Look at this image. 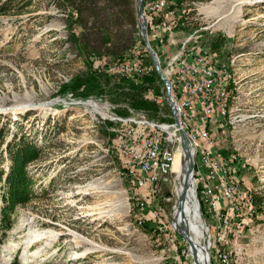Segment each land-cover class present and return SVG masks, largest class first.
I'll list each match as a JSON object with an SVG mask.
<instances>
[{
	"label": "rangeland",
	"instance_id": "374dc122",
	"mask_svg": "<svg viewBox=\"0 0 264 264\" xmlns=\"http://www.w3.org/2000/svg\"><path fill=\"white\" fill-rule=\"evenodd\" d=\"M7 1L0 0V7ZM138 3L115 7L111 0H14L7 14L0 13V126H6L8 141L16 127H24L44 154L29 167L38 179V197L18 208L0 244V264H196L187 238L172 226L177 174L169 172L158 184L145 182L133 162L144 148L136 137H128L143 129L117 120L123 118L119 108L129 109L118 93L135 84L159 112L150 119L144 111L129 109L132 118L145 114L151 122L173 121L166 83L140 28L147 18L139 22ZM175 20L168 32L153 33L147 24L160 68L186 41L192 57L210 50L227 64L230 112L225 119L216 112L207 126L214 148L243 187L244 199L235 203L238 210L227 229L228 249L232 264H264V0H185ZM162 21L157 18L153 25ZM70 28L87 46L92 69L69 42ZM216 40L223 41L218 49ZM135 60L153 71L125 77L123 66ZM88 74L93 80L88 98L60 95L62 85ZM194 165L207 229L205 240L197 238L208 246L211 264H218L217 221L201 203L196 175L207 170L198 159ZM227 206L223 202L221 211L226 213ZM158 208L164 232L152 218Z\"/></svg>",
	"mask_w": 264,
	"mask_h": 264
},
{
	"label": "built area",
	"instance_id": "2783aa9c",
	"mask_svg": "<svg viewBox=\"0 0 264 264\" xmlns=\"http://www.w3.org/2000/svg\"><path fill=\"white\" fill-rule=\"evenodd\" d=\"M144 10L151 32L154 33L158 29L168 32L174 27L176 11L169 9V0H147ZM157 18L163 21L153 25V21ZM187 45V41L184 42L177 54L171 57L170 62L160 68L161 78L169 82L168 85L165 84V93L171 99L173 121L159 124L149 121L145 114H137V119L129 116L117 120L143 129L141 133L132 130L128 137L131 139L136 137L135 142L140 141L144 148L141 153L136 152L133 155V162H137L140 172L146 175L145 182L153 185L158 184L161 178L166 179L167 174L172 171L176 153L182 152L180 132H183L193 150L194 163L195 159H198L199 165L207 170L203 173L202 169H199L196 175L200 177L198 181L201 186H198V192L201 203L207 208L209 215L211 214L217 221L215 229L219 232V243L222 246L217 251L218 264H232V252L228 249L229 242L226 235L230 217L238 210L234 205L239 199H244L243 187L235 176L234 168L228 166L222 153L214 148L216 143L212 130L207 126L213 123L212 119L216 112L223 119L230 112L229 82H225L227 64L210 50L201 51L192 57ZM122 70L125 77L140 78L150 74L153 67L143 61L135 60L125 64ZM157 101L162 104L161 100ZM170 123L179 125V136L172 138L163 131L161 126L169 127ZM136 133L139 135L135 136ZM157 152H164L163 163H156ZM230 160L235 161L234 154L231 155ZM223 161L225 162L222 163ZM193 172L195 174V167ZM225 201L228 203L226 213L225 210L220 209V205ZM253 209L251 205L249 211L253 212ZM161 211V208L155 209L152 218L159 221L160 229L164 232L165 223L160 222ZM139 220L142 223V219Z\"/></svg>",
	"mask_w": 264,
	"mask_h": 264
},
{
	"label": "trees",
	"instance_id": "16d2710c",
	"mask_svg": "<svg viewBox=\"0 0 264 264\" xmlns=\"http://www.w3.org/2000/svg\"><path fill=\"white\" fill-rule=\"evenodd\" d=\"M14 0H8L0 7L1 14H7ZM63 3H70L71 0H62ZM115 7H123L134 4V0H111ZM185 0H170L169 9L176 12H182ZM9 6V7H8ZM8 7V8H7ZM7 8V9H6ZM69 42L75 47L77 54L85 57V65L88 70L92 69L90 57L86 54L87 46L83 43L78 34L70 28ZM223 41L216 40L213 46L218 49ZM92 79L82 75L75 76L70 83L61 86L60 95L68 93L76 94L82 99L89 97V86ZM132 87L127 92L121 91L118 93L119 98L125 97L129 102V109L135 111H144L150 119L158 117L159 106L146 100L141 94L142 88ZM84 89V90H82ZM117 91H119L117 89ZM128 108H119L118 114L123 117H129L131 112ZM16 131L12 134V139L7 140L8 130L6 126H0V149L2 157H0V244L7 231H10L15 223L14 217L17 215L18 208L29 205L37 199L38 179L31 174L30 166L37 163L43 158V150L40 148L28 135L25 128L22 126L16 127ZM7 163V168L2 167ZM203 208V206H202ZM260 210V208L258 209ZM203 208V212H204Z\"/></svg>",
	"mask_w": 264,
	"mask_h": 264
},
{
	"label": "bare ground",
	"instance_id": "6f19581e",
	"mask_svg": "<svg viewBox=\"0 0 264 264\" xmlns=\"http://www.w3.org/2000/svg\"><path fill=\"white\" fill-rule=\"evenodd\" d=\"M147 126L150 125L147 124ZM161 127L163 131H166L172 138L179 136L178 133L180 127L179 125L176 126V123H172L169 127L166 125H162ZM182 142H187V139L185 138ZM187 145L189 146L188 143ZM183 153V151L178 152L172 167V172L174 171L177 174V180L179 181V186L177 188V196L179 198L178 203L175 205L176 216L173 218L172 226L175 231L181 233L185 238H187L196 264H211V259L209 258L207 252L208 246L200 243L197 238L202 236L205 240L207 229L200 217L199 204L197 202L196 195L197 181L194 178L193 172L194 168L191 171V160H189L188 156L184 157L185 155ZM192 154L193 150L191 146H189L188 155L192 156ZM163 162L164 152H157L156 163ZM194 181L195 183H193ZM183 198H186L184 203L181 202V199Z\"/></svg>",
	"mask_w": 264,
	"mask_h": 264
},
{
	"label": "water",
	"instance_id": "95a60500",
	"mask_svg": "<svg viewBox=\"0 0 264 264\" xmlns=\"http://www.w3.org/2000/svg\"><path fill=\"white\" fill-rule=\"evenodd\" d=\"M143 4H144V0H139L138 8H137V14H138L139 22L141 21L142 18H145L144 5ZM143 22L144 23L142 24V26H140V28L142 30V34H143L144 41L146 43V47H147L149 53L153 56V60H154V64H155L156 69L160 72V61H159V58H158L157 54L155 53V51L150 47L149 42H148L147 21L144 20ZM164 81H165V83L167 85L169 84V82L167 80H164ZM168 101L171 103L170 96H168ZM176 122H177V124H179L178 119H176ZM180 134H181L182 140H185V135L183 134V132H180ZM182 147H183V150L185 151L186 155L188 156L189 160H191L190 166H191V171H192L193 168H194V163H193L192 156L188 155V146L185 143L182 142ZM185 201H186V198L181 199L182 203H184Z\"/></svg>",
	"mask_w": 264,
	"mask_h": 264
}]
</instances>
